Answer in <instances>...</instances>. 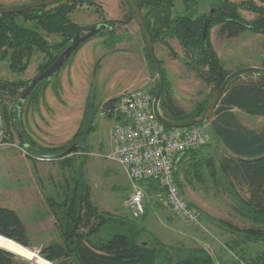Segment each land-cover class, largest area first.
Returning a JSON list of instances; mask_svg holds the SVG:
<instances>
[{"label": "rangeland", "instance_id": "374dc122", "mask_svg": "<svg viewBox=\"0 0 264 264\" xmlns=\"http://www.w3.org/2000/svg\"><path fill=\"white\" fill-rule=\"evenodd\" d=\"M29 1L0 0V7H16ZM213 1L189 0L187 5L176 2L174 15L176 12L192 15L207 13ZM236 2L239 3V0ZM254 3L261 6L256 0ZM239 13L246 22L256 17L242 8ZM128 18L124 0H93V5L77 7L70 15L71 21L82 29L98 26L103 20L125 22ZM218 30L219 27L211 29L210 42L226 70L235 72L261 66L264 55V38L261 35L246 31L237 38L226 39L218 34ZM115 35L118 40L115 36L98 35L87 40L34 99L25 100L19 111L18 101L16 103L14 129L17 133L25 134L33 142L51 140V147L64 146L71 141L81 126L84 113L91 121L83 137L82 150L73 157L71 167L60 165L50 158L31 155L25 151V145L16 133L12 138L5 135L9 145L0 148V206L13 210L20 217L32 246L27 250L35 253L23 254L20 258L31 264H41L39 250L58 240L45 198L53 196L63 181L76 172L83 173L92 202L99 211L136 222L145 232L142 242L153 247L154 240L159 241L167 251L170 250L173 258L178 250L190 248L205 249L216 264H229L237 259L249 263L264 257V243L246 242L219 223L225 221L239 229L251 226L236 213L234 207H239L238 202L226 190L213 193L211 188L208 194L197 195L204 206L195 207L201 215L200 223H183L168 213L160 185L148 181L133 183L122 168L110 160L113 149L111 135L120 118L107 116L103 105L125 92L136 90L154 97L152 90L156 86V73H153L145 55L135 20L116 25ZM46 40L52 44L59 38L49 36ZM166 42L170 48L155 44L154 53L161 62L169 93L179 107L189 112L211 93L212 86L202 82L183 64L184 53L176 40L166 39ZM42 61L44 56L35 53L22 75L11 73L6 60L0 62V82H30L40 74L37 67ZM241 119L252 128L264 126V117L254 118L259 123L248 122L245 117ZM82 125L85 126V123ZM1 126L5 132L3 121ZM204 127L210 141L212 134L206 123ZM146 186L154 189L153 196L143 197ZM137 191L143 197L145 211L141 217L133 218L128 201ZM239 195L243 199L246 197L244 191L239 190ZM184 197L190 201L186 193Z\"/></svg>", "mask_w": 264, "mask_h": 264}, {"label": "trees", "instance_id": "16d2710c", "mask_svg": "<svg viewBox=\"0 0 264 264\" xmlns=\"http://www.w3.org/2000/svg\"><path fill=\"white\" fill-rule=\"evenodd\" d=\"M134 1L142 13L152 45L161 44L170 48L166 39L176 40L184 53L183 64L202 82L212 86L211 93L191 111L186 112L169 93L162 69L164 85L159 110L170 122L187 121L199 116L225 78L232 73L224 68L210 42L211 29L219 27L218 34L226 39L237 38L246 31L264 38V0H256L261 6H256L254 0H239V3L236 0H214L210 10L201 15L177 12L174 15L175 3L187 5L189 0ZM124 2L129 18L125 22L103 20L100 25L109 30L98 36H115L118 40L115 35L116 25L134 20L129 5L126 0ZM85 4L93 5V0H63L53 6L0 15V62L6 60L11 73L22 75L33 55L39 53L44 56V61L38 65L37 71L41 73L46 70L82 30L71 21L70 15L77 7ZM241 8L253 13L255 19L251 22L244 21L239 13ZM49 36H56L59 41L50 44L46 40ZM85 42L78 46L72 56ZM171 53L176 56L174 52ZM145 55L155 74L149 57L146 53ZM159 63L161 66L160 61ZM260 68L264 69V55ZM49 82L50 80L40 83L26 100L34 99ZM28 83L21 80L0 82V110L5 135L12 138L16 133L22 145H25V151L31 155L50 158L60 165L71 167L73 157L82 150L85 131H88L91 124L87 113H84L80 128L67 145L51 148L38 146L25 134L20 135L14 129V119L17 117L15 106ZM155 92L156 86L152 90L153 96ZM116 101L117 98L103 105L107 116H113L112 109ZM233 110L252 117H264L262 76L247 74L235 78L229 84L211 116L214 119L209 124V130L231 155L225 157L221 165L225 171V190L238 202L236 213L251 226L239 229L225 221L219 223L226 225L231 233L237 234L246 242L264 243V128L258 131L245 128ZM210 118L196 126H204ZM83 122L85 126L82 125ZM73 145L75 149L72 154L60 158ZM195 151L197 150L187 153ZM80 169L81 166L78 170ZM174 175L182 192L176 170ZM239 190L244 191V199L240 197ZM45 204L54 220L58 240L39 250L41 264H216L213 257L202 248L178 250L173 258L170 250L167 251L157 240H154L153 247H149L142 242L145 232L136 222L109 215L95 207L82 172H76L65 179L53 196L45 198ZM31 247L28 232L20 217L13 210L0 206V264H31L20 258L23 254H35L27 250ZM229 264H264V257L249 263L237 259Z\"/></svg>", "mask_w": 264, "mask_h": 264}, {"label": "built area", "instance_id": "2783aa9c", "mask_svg": "<svg viewBox=\"0 0 264 264\" xmlns=\"http://www.w3.org/2000/svg\"><path fill=\"white\" fill-rule=\"evenodd\" d=\"M153 97L141 91L125 92L112 109L120 123L112 131L110 160L118 164L131 182L148 181L160 185L166 207L183 223L199 225L200 214L185 199L175 180V160L179 155L198 150L208 143L204 126L166 128L153 113ZM0 148L8 146L1 126ZM128 208L133 218L144 214L140 192L132 194Z\"/></svg>", "mask_w": 264, "mask_h": 264}, {"label": "water", "instance_id": "95a60500", "mask_svg": "<svg viewBox=\"0 0 264 264\" xmlns=\"http://www.w3.org/2000/svg\"><path fill=\"white\" fill-rule=\"evenodd\" d=\"M61 1L63 0H35L33 2L23 4L17 7L0 8V15L17 14V13H20V12H23V11H26L32 8L54 5ZM126 2L129 5V8L133 14L134 20L138 26L145 52L147 56L149 57L154 67L155 73H156V92H155V96L153 99V113H154L155 118L158 120V122L162 124L163 126L167 128L183 129V128H190V127L199 125L201 123H204L212 116V114L214 113L218 105L219 100L224 95L229 84L235 78L241 77L247 74L258 75L264 78V69L260 67H248V68H244V69H240L235 72H232L225 78L222 85L211 97L210 102L208 103L207 107L204 109V111L199 116L193 119L187 120V121H182V122H170L166 120L162 116L159 110V101H160V98L163 92V85H164V78H163V73H162L160 63L154 53L153 45L147 33L141 11L138 9L134 0H126ZM108 30L109 29L105 27L104 25H98V26H93L88 29H82L81 31H79L72 38L70 44L57 56L56 60L52 63V65L29 82L27 88H25L20 98L18 99V106H17L18 111H19L21 104L29 97V95L35 90V88L40 83L50 80L61 69V67H63V65H65L67 61H69V59L72 57L73 52L78 48L79 45H81L82 43H84L85 41L93 37H96L99 33H102ZM74 149H75L74 145L71 146L69 149H67L60 155V158L69 156L70 154H72Z\"/></svg>", "mask_w": 264, "mask_h": 264}, {"label": "crops", "instance_id": "0c3cea01", "mask_svg": "<svg viewBox=\"0 0 264 264\" xmlns=\"http://www.w3.org/2000/svg\"><path fill=\"white\" fill-rule=\"evenodd\" d=\"M233 113L236 115L238 121L247 129L258 131L264 128V126L256 125L255 128H252L249 124H245L241 119L242 117H245L248 119V122L251 120L252 122L259 123L258 120L254 119L257 117L252 118V116H248L238 110H233ZM213 119L214 117H211L206 123V126L209 127V124ZM50 141L45 140L42 142L35 140V143L43 148H51V146H49V143H51ZM229 156L231 155L226 150L223 143L212 134L210 141H208L204 147L195 152L179 155L176 158L175 170L178 174L179 183L181 185L183 195L186 193L190 198L189 202L191 203L192 201L191 205L197 207L198 209L203 208L204 206L197 195L200 193L208 194L211 188L214 189L213 193H215L214 191H225V171L222 169L221 165L225 160V157L228 158ZM145 188L146 191H143L142 193L143 197L149 195L153 196L155 194L153 188L149 189L147 186ZM226 191L228 192V190ZM169 212L170 211H168V213Z\"/></svg>", "mask_w": 264, "mask_h": 264}, {"label": "flooded vegetation", "instance_id": "af4514ba", "mask_svg": "<svg viewBox=\"0 0 264 264\" xmlns=\"http://www.w3.org/2000/svg\"><path fill=\"white\" fill-rule=\"evenodd\" d=\"M33 1H35V0H30L29 2H27V3H30V2H33ZM27 3H24V4H27ZM57 4V3H56ZM21 5H23V4H21ZM55 5V4H54ZM18 6H20V5H18ZM50 6H53V5H50ZM17 7V6H16ZM1 8V7H0Z\"/></svg>", "mask_w": 264, "mask_h": 264}]
</instances>
